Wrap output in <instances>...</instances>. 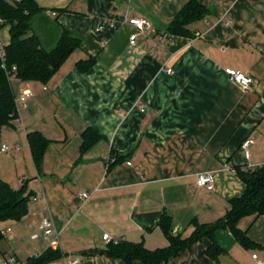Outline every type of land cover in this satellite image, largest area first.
<instances>
[{"label":"crops","instance_id":"obj_1","mask_svg":"<svg viewBox=\"0 0 264 264\" xmlns=\"http://www.w3.org/2000/svg\"><path fill=\"white\" fill-rule=\"evenodd\" d=\"M36 1L46 10L35 32L48 46L60 36L56 23L82 44L48 84L14 81L16 95L26 89L33 95L17 103L13 126L0 127V182L27 183L33 196L22 220L0 223V264L11 258L26 264L48 250L47 217L60 233L64 256L57 262L127 264L85 253L104 249V234L151 250L167 247L157 226L164 213L183 238L194 220L224 216L246 189L236 169L264 166V0H196L208 14L189 26L191 37L167 31L190 0ZM128 17L152 24L134 43ZM5 27L0 42L7 46ZM90 58L95 64L81 73L77 63ZM227 69L251 77L250 88ZM87 128L99 140L82 150ZM35 131L52 141L39 166L27 138ZM249 138L247 157L242 145ZM205 172L214 175L212 191L197 184ZM239 227L255 248L220 230L217 260L204 238L163 264H258L255 254L264 261V214L241 219Z\"/></svg>","mask_w":264,"mask_h":264},{"label":"trees","instance_id":"obj_2","mask_svg":"<svg viewBox=\"0 0 264 264\" xmlns=\"http://www.w3.org/2000/svg\"><path fill=\"white\" fill-rule=\"evenodd\" d=\"M45 10L36 0H0V17L4 21L1 28L10 27V43L5 46L6 69L3 68L0 60V127L13 126L18 119L15 80L48 84L71 55L81 47V39L71 36L59 23L54 25L61 30L56 44L48 46L44 42L42 36L35 32L33 22ZM207 14L208 11L204 6L196 0H190L171 22L167 31L175 36L191 37L189 26L202 20ZM38 26L42 28L44 23H38ZM94 64L93 58L81 60L77 63V68L81 73H86ZM13 67H16V71L12 70ZM81 136L82 150L90 148L99 140V135L92 128H87ZM27 138L33 160L36 166H39L52 141L39 131L28 133ZM236 173L245 183L244 194L230 200L227 213L216 221L199 223L194 220L192 222L194 231L189 237L175 235L172 217L164 213L157 226L163 230L168 239L167 247L151 250L142 242L121 240L117 243H108L104 249H95L85 254L121 259L127 264H134L136 261L143 264H163L204 238H209L212 240V245L207 250V254L211 259L217 260L223 253L215 238L220 230L229 231L244 248H255L257 244L239 227V222L245 217L264 214V166L255 169H236ZM32 196L27 183H23L19 188H13L1 181L0 223L22 220L28 213ZM63 256L60 250L49 248L42 255L30 258L26 264H48L61 260Z\"/></svg>","mask_w":264,"mask_h":264},{"label":"built area","instance_id":"obj_3","mask_svg":"<svg viewBox=\"0 0 264 264\" xmlns=\"http://www.w3.org/2000/svg\"><path fill=\"white\" fill-rule=\"evenodd\" d=\"M17 1H20V0H17ZM127 21L131 25H133L136 29V33H134L130 38L132 43H134L136 41L137 37L140 34H142L146 29H149L152 27L151 22L146 18L128 17ZM3 24H4V21L0 17V28L3 26ZM0 60L2 61L3 68L6 69L5 45H3L1 42H0ZM12 70L16 71V67H13ZM167 72L171 73V70H168ZM225 72L230 77L231 80H233L236 84H238L244 90L249 89L253 83L252 78L249 77L244 72H241V71H238L235 69H227ZM32 95L33 94L31 92V90H29V89L22 90L16 95V103L25 102L29 98H31ZM253 143H254L253 138H249L242 145V148L245 151V154L247 157L249 156L248 148ZM2 151L3 152L9 151V147L7 145H3ZM247 169H255V168L250 167ZM197 184L201 188H205V189L210 190V191L214 190V188H215L214 175L212 173H209V172L201 173L198 176ZM88 197L89 196L87 194L82 195V198L87 199ZM42 226H43V236L46 240H48L49 248L52 250H59L60 249V233L55 227L54 219L52 217L45 218L42 222ZM10 231L11 230L8 229L6 232H2V235H5L7 232H10ZM103 240L106 244H108L110 242H115V243L118 242V241H113L112 238L108 234L103 235ZM253 259H255L258 262V264H264V261L260 260L257 254L253 255ZM77 263H78L77 259H74V260L70 259V260H66L64 262H55L54 264H77ZM8 264H16V259L11 258L8 261Z\"/></svg>","mask_w":264,"mask_h":264},{"label":"rangeland","instance_id":"obj_4","mask_svg":"<svg viewBox=\"0 0 264 264\" xmlns=\"http://www.w3.org/2000/svg\"><path fill=\"white\" fill-rule=\"evenodd\" d=\"M50 2V0H49ZM36 23L33 22V27H35ZM36 28V27H35ZM8 30H9V27H5L2 31L3 34H6V37L8 36ZM7 40H4V43H6Z\"/></svg>","mask_w":264,"mask_h":264}]
</instances>
